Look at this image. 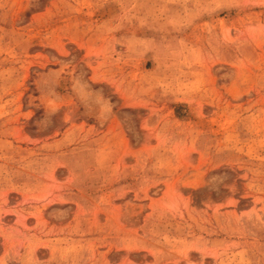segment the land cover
I'll list each match as a JSON object with an SVG mask.
<instances>
[{
    "label": "rangeland",
    "instance_id": "obj_1",
    "mask_svg": "<svg viewBox=\"0 0 264 264\" xmlns=\"http://www.w3.org/2000/svg\"><path fill=\"white\" fill-rule=\"evenodd\" d=\"M0 264H264V0H0Z\"/></svg>",
    "mask_w": 264,
    "mask_h": 264
}]
</instances>
